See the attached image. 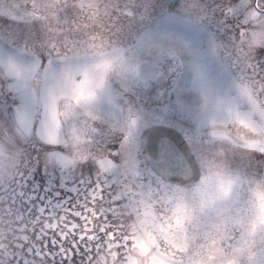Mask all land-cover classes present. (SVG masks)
Segmentation results:
<instances>
[{
  "label": "snow or ice",
  "instance_id": "1",
  "mask_svg": "<svg viewBox=\"0 0 264 264\" xmlns=\"http://www.w3.org/2000/svg\"><path fill=\"white\" fill-rule=\"evenodd\" d=\"M141 7L162 17L165 30L145 39L161 42L167 72L139 74L131 87L124 74L108 79L111 62L75 61L0 18V130L9 154L28 161L20 186L39 207L71 205L84 221L37 230L29 254L90 264L94 248L118 239L108 213H95L107 194L144 205L142 234L119 237L130 264H264V50L241 65L220 48L242 33L248 8L215 0L194 22L170 0L135 6L133 21L148 18ZM252 7L264 12V0ZM93 213L102 235L87 226Z\"/></svg>",
  "mask_w": 264,
  "mask_h": 264
},
{
  "label": "rangeland",
  "instance_id": "2",
  "mask_svg": "<svg viewBox=\"0 0 264 264\" xmlns=\"http://www.w3.org/2000/svg\"><path fill=\"white\" fill-rule=\"evenodd\" d=\"M170 0H0V18L18 21L34 29L41 39L69 58L89 64L106 60L111 62L110 81H117L122 74L129 87L133 86L139 74H149L154 79L167 72L161 64V42H148V31L163 32L162 17L150 7H141L140 13L132 20L135 6L167 4ZM180 7L177 12L191 17L194 22L207 14L201 5L212 4L215 0H175ZM248 14L243 23L242 33L230 38L223 37L220 45L224 54L241 65L254 63V57L264 50V12L257 13L252 5L254 0H244ZM176 13H171L175 15ZM3 25L0 24V27ZM169 46L181 54L183 46L169 40ZM146 61H151L150 68ZM152 94L149 93V96ZM152 100L145 107L151 108ZM5 132L0 130V264H27L32 258H42L29 248L36 242V232L41 228L67 231L75 224L84 227L71 205L29 201L30 191L21 188V176L28 167V161L21 153L9 154L4 144ZM21 191L24 196L20 195ZM37 195H40L37 193ZM107 212L113 224L117 240H106L98 249L94 248L90 264H130L135 253L122 246L119 239L123 233L129 239L142 234L146 228L144 205L125 202L117 205L105 194V200L97 199L95 213ZM93 213L88 228L96 235L102 221ZM50 235L54 232H49ZM161 245L164 246L163 240ZM27 258H30L29 260ZM82 259V257H77ZM36 263V261H35ZM48 264L50 262L48 261ZM85 264H89L85 261Z\"/></svg>",
  "mask_w": 264,
  "mask_h": 264
},
{
  "label": "trees",
  "instance_id": "3",
  "mask_svg": "<svg viewBox=\"0 0 264 264\" xmlns=\"http://www.w3.org/2000/svg\"><path fill=\"white\" fill-rule=\"evenodd\" d=\"M27 259L29 260L30 258H27ZM80 260H81L80 258L79 259L77 258V264H79ZM35 261H36V263H35ZM18 264H24V263H18ZM27 264H48V260L44 256L42 258L34 257Z\"/></svg>",
  "mask_w": 264,
  "mask_h": 264
}]
</instances>
